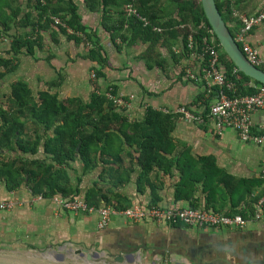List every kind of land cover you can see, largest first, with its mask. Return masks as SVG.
Here are the masks:
<instances>
[{
  "label": "crops",
  "instance_id": "obj_1",
  "mask_svg": "<svg viewBox=\"0 0 264 264\" xmlns=\"http://www.w3.org/2000/svg\"><path fill=\"white\" fill-rule=\"evenodd\" d=\"M73 1L81 23L96 32L104 50L107 63L101 67L103 76L90 77L98 65L86 57L85 43H76L52 27L42 33L41 48L35 47L31 54L23 50L12 58L14 70L0 80L2 108L11 104V85L17 80L29 87L31 102L40 91H49L59 100L88 102L94 89L112 84L126 100L117 109L128 121L141 120L147 106H184L203 119L188 120L174 114L170 133L174 148L165 156L170 163H164L168 169L156 166L142 178L139 148L127 144L119 131L110 132L107 153L95 154L94 163L84 170L78 154L66 163L55 162L45 146L54 137L53 128H44L26 112L21 116L23 129L16 137L23 141L24 150L0 145V164L15 162L31 172H37L33 162L53 165L68 176L70 192L65 197L80 196L87 203L89 198V204L95 206L122 209L157 203L249 216L264 193L261 147L240 139L228 127L216 133L213 122L203 114L213 101L214 87L208 89L203 84L202 58L190 54L180 37L162 38L153 52L147 51L149 42L139 39L112 41L102 27L101 7L91 8L92 0ZM15 3L26 9V0ZM231 8L252 15L264 9V0H232ZM228 25L232 35L239 28L233 17ZM30 30L29 26L12 27L10 33ZM246 41L258 49L264 61V21L247 32ZM4 42L0 41V56L9 57L10 43ZM219 69L224 72L220 59ZM186 70L195 78L186 77ZM252 123L259 131L264 126V111L252 113ZM33 177L31 174L30 180L22 173V181L10 189L0 176V201L12 203L0 209V260L20 264H264V214L244 228H198L148 219L131 222L116 214L99 228L97 213L73 212L58 206L53 195L34 193Z\"/></svg>",
  "mask_w": 264,
  "mask_h": 264
},
{
  "label": "trees",
  "instance_id": "obj_2",
  "mask_svg": "<svg viewBox=\"0 0 264 264\" xmlns=\"http://www.w3.org/2000/svg\"><path fill=\"white\" fill-rule=\"evenodd\" d=\"M91 8L98 5L102 9V27L110 34L111 40L119 39L122 43H131L136 39L149 42L148 52H153L155 45L164 37L176 39L180 37L184 48H187V37L192 36L199 47L202 37H213L218 58L224 65V72L228 81L234 84V93L227 90L229 95H249L258 91L262 84L238 71L232 61H224L227 55L219 45L211 31V27L204 15L199 0H92ZM216 6L231 31L228 23L231 20V1L214 0ZM132 2L137 11L147 17L152 25L162 28V34L153 31L151 25L143 26L136 18L129 17L125 12V5ZM26 9L15 3V0H0V41L8 38L10 45L9 57L0 56V80L6 73L14 70L12 58L23 50L31 54L35 47L42 46V33L52 27L57 28L68 39L76 43H85L86 57L98 66L93 67L96 78L103 76L101 67L106 65L107 59L100 45L96 32L87 30L81 23L77 6L73 0H26ZM113 12V13H111ZM114 14V15H113ZM57 17L65 24L62 26L52 20ZM31 27L30 32L12 34V27ZM71 29V33L67 29ZM232 33V31H231ZM52 33V40H55ZM205 56V55H204ZM206 59V56L205 58ZM202 61V66L204 65ZM148 65V63H147ZM264 70V67L259 66ZM235 70V71H234ZM251 83V84H250ZM103 90L94 89L88 102H75L72 98L59 100L49 91L37 93L36 101H32L31 91L21 80L11 85V104L8 109L0 104V145L12 148L13 145L24 150L23 141L16 139L23 129L21 116L28 112L44 128H53L54 137L45 146L57 163H66L78 154L84 170L94 163V156L107 153L108 138L111 131H119L127 144H135L139 148L138 162L142 167V178L154 167L167 170L170 163L165 157L174 148L170 133L173 129V115L146 107L141 120L128 121L123 111L118 110ZM208 112L204 111V115ZM32 151V149H31ZM166 159L167 162H164ZM205 159V158H203ZM37 172L26 171L15 162L1 163L0 176L6 180L8 188H14L22 181V173L34 175L31 188L34 193L43 195H68L70 192L68 176L64 170L53 169V165H39ZM31 180V179H30ZM47 188V190H45ZM89 203V198H86Z\"/></svg>",
  "mask_w": 264,
  "mask_h": 264
},
{
  "label": "built area",
  "instance_id": "obj_3",
  "mask_svg": "<svg viewBox=\"0 0 264 264\" xmlns=\"http://www.w3.org/2000/svg\"><path fill=\"white\" fill-rule=\"evenodd\" d=\"M126 15L134 17L142 23L143 26L151 25L152 30L161 32L162 28L152 25L150 20L141 15L132 2L125 5ZM231 16L239 24L238 30L233 37L247 60L253 65L263 64L264 61L259 57L258 49L246 41V34L254 26L264 21V9L258 13L247 15L235 8H231ZM56 24L65 26L57 17L52 16ZM66 27V26H65ZM72 32L71 29H67ZM212 32V30L210 31ZM2 41H8L7 38H1ZM10 42V40H9ZM187 48L192 55H198L204 60L201 77L203 84L210 89L214 87V98L208 106L206 117L214 124L216 133L220 134L224 128L235 130L240 139L258 144L261 147V167L260 177L264 181V126L259 130L253 129L252 113L257 110L264 111V84L258 87V91L249 95H229L227 90L234 93V84L228 81L226 74L219 69V58L216 51V45L213 37H202L199 47L196 46L192 36L187 37ZM206 56V59L205 56ZM235 71V70H234ZM185 76L195 78V74L185 71ZM91 78H95L94 71L90 73ZM97 91H99L97 89ZM104 94L108 100H111L117 107L126 104L122 93L114 92L111 85L105 89ZM158 110L167 114H181L188 120L201 121L202 115L186 109L184 106H178L173 109L159 108ZM51 199L60 207L83 213H97V227H105L112 215H122L131 222L142 221L145 219L156 223H182L184 225L198 228L212 227H231L244 228L250 220H257L264 214V193L253 204L252 212L249 216H244L240 212L223 213L213 209L178 207V206H161L157 203L148 206L131 205L119 209L113 205L95 206L86 202L80 196H61L53 195ZM10 201H0V209H7L11 206Z\"/></svg>",
  "mask_w": 264,
  "mask_h": 264
},
{
  "label": "water",
  "instance_id": "obj_4",
  "mask_svg": "<svg viewBox=\"0 0 264 264\" xmlns=\"http://www.w3.org/2000/svg\"><path fill=\"white\" fill-rule=\"evenodd\" d=\"M208 24L218 40L225 54L232 61L236 69L251 79L264 84V70L251 64L238 43L235 41L227 24L223 20L214 0H199ZM0 264H20L0 260Z\"/></svg>",
  "mask_w": 264,
  "mask_h": 264
},
{
  "label": "rangeland",
  "instance_id": "obj_5",
  "mask_svg": "<svg viewBox=\"0 0 264 264\" xmlns=\"http://www.w3.org/2000/svg\"><path fill=\"white\" fill-rule=\"evenodd\" d=\"M7 39H8V38H7ZM8 41H9V39H8ZM4 43H8V42L5 41Z\"/></svg>",
  "mask_w": 264,
  "mask_h": 264
}]
</instances>
